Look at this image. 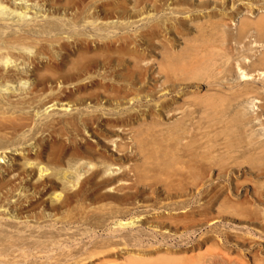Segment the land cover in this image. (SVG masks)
<instances>
[{
	"label": "rangeland",
	"instance_id": "rangeland-1",
	"mask_svg": "<svg viewBox=\"0 0 264 264\" xmlns=\"http://www.w3.org/2000/svg\"><path fill=\"white\" fill-rule=\"evenodd\" d=\"M9 1L10 2L8 4H4L5 6H7V8L0 9V28L2 29L1 31L4 34V37H13L29 33L33 40L29 41V43L24 46H20L21 48L19 47L22 53H24V58L17 59V56H9V58H12L10 63H8L7 65H3V62L7 61V59H4L5 61L2 60L3 62H0V68L3 69L5 74L9 73L10 75L13 74L14 76L12 79H10L11 81L6 82L0 80V105L3 106V108L1 109L3 113L0 114V116H4L13 122L21 124L18 131H16L14 134L10 133L8 130L0 132V176H5L7 180L11 179L15 186L11 190V187H8L7 189L0 191V220L4 224H13L21 230H26V233L24 232V235H29L31 233V229L37 236L39 231V228L37 227L38 224L36 223L35 219L29 217L30 213H24L23 216H18L17 211H14L20 206L17 205V201L23 204V206H28L30 204V197L34 193V190L29 191L30 189L25 187L26 182L32 181V183H37L39 180L42 181L50 178L58 180V182L60 183L59 188L61 189L64 186L72 188L73 185H70L71 183L68 182V180H71L75 183V188L73 187L72 190L74 191L80 188L78 186H81V184L86 181V178L90 177L91 173L94 171L100 172L102 176L109 175L111 177H118L124 171L128 173L129 171L127 169L130 168L132 164L137 165L138 163L142 164L143 162L140 152L137 150L136 146L133 147V145H135L133 137L137 134V131L142 132V130L145 129V126L151 129H148L150 133L148 131L147 133H145L144 131V133L146 134V140L154 142V146L157 142H160L165 138H169L170 136H172L171 139H174L175 137V139H178L176 131L174 130L176 128L174 127H177V125L179 124V121L182 118L181 115H184L182 113L183 111H181L180 114L178 113L180 110L168 112L166 110H162V107L160 106L168 101H170V103H174L175 101L182 103L183 92H188L191 96L202 95L208 97L210 98L209 100H211L209 102H214V104L217 105V108L215 109V105H213V103L210 104L213 107L206 106L207 110H210L207 111L206 108L205 110H203L205 111V113H203L205 115L203 117L202 114V118L204 120H201L203 130H201L200 132V136L202 138L200 136L199 138L203 141L202 144L205 145V147L202 146V160L204 159L202 163L204 169L207 172H210L211 175L209 177L210 180H208L206 183L205 190L207 192L211 191L212 187H216V191H218L220 188L224 189L225 194L222 198V202L223 200H226V197L232 195L233 199L235 197L238 198L242 203H244V205L247 206L249 204L248 206L253 208L254 211L251 208L248 209V207L243 206L242 208L245 212L237 213L235 209H231L227 204L223 205L222 208L221 202V204L218 203V205L210 208V210L207 212L208 216L206 217L204 223L206 226L204 225L203 227L199 226L194 229H189L190 231L188 230V233L185 230H181L179 231V233L175 232L174 230L171 231L172 235H174L172 237L175 240H181L179 238L183 235L186 236V238L191 237L195 240H201V238H204L208 234L211 228H214V230H216L218 233H211L209 235H215V237H218L220 233L225 234L226 232H229L228 234L234 238L248 237V239L246 238V240L248 242L250 241L249 244H252L251 246L255 245L254 248L256 250L254 248H252V250H255L254 252L263 254L262 256L264 257V153H262L264 151V74H262L264 73V65L252 66L251 68L248 67L263 56L264 41L256 40L257 38L254 30L248 33L241 43H238L236 41L231 42L233 54L229 57V64H226L227 67L225 66V68L222 69L223 73L221 75L218 74L217 77H213L212 71L208 75H204L205 80L198 79L196 80L197 83L194 82L193 85L188 84V86L190 87L182 86L175 89V91H169L163 86L162 82L164 79H161L162 81L159 80L160 76L158 74L157 62L161 59V52L168 50L164 49L157 41H155L157 54L153 52L155 50V46H147V50L146 47H144V49L137 48V51L135 50L137 54L130 53L129 55H127L119 53L117 54L113 52L112 58L115 59V64L112 65L114 67L112 65L105 67L100 66L94 69L92 72L83 75L79 79L77 78L70 81L63 79V77L64 75H67L75 69V65L80 58L78 59L77 55L69 57V59L71 60H67L66 71L64 73L56 70V64L62 61V58L66 55V52L61 50V44H70L74 47L76 45L75 41H77L78 38H82L87 39L90 42L91 46L95 47L99 42L101 43L107 40L112 42V40H115L114 43H112L114 46L112 49L114 51L116 47L124 43L125 36L131 35L134 37L130 39L132 47V45H134L135 42L139 40L138 38H135L136 35H138L141 30L152 24L153 22L151 20L155 19L161 21L164 25L165 31L167 30L169 25L175 24V20H184L189 23L188 25L190 27H193L194 24L190 22V16H192V13L186 12V7L183 6V8L180 7L176 9V6L172 5V1H169L170 3L168 2V4L162 8L160 13L153 11L150 6H148L150 9L146 6L145 14L140 17L139 15H137L138 11L141 8V6L139 5L140 0H124L125 2H123L122 0H87L86 5L88 2H91V4L87 5L86 9H84L85 11L82 19L78 21L77 26L75 25L76 28H70L71 25L74 26L73 24H71V22H73L71 21V19L73 18L74 14L80 12V10L78 9H65L62 5H60L58 7V10L56 11V9L53 8L50 3L56 2L57 0ZM104 1L113 5H115L114 2H119L121 5L119 9H122V11L126 10V14L122 16L121 14H112V12H105V10L108 11L109 8L108 5H105V7L108 9L103 7V4L105 3ZM147 1L148 3H150L154 0H144V2ZM225 1L227 6V11H225L227 13L235 15L236 8H240L242 12L241 16L248 17L252 21H256L259 15L264 12V10L262 9L264 6V0ZM3 3H5V1ZM127 3L129 4L125 6V4ZM195 3L197 5L200 4V0H195ZM210 4H212V6H210L209 8L210 10H206L207 12L203 11V13H201L200 9L198 8H196L194 12L195 17L200 18L198 22L205 23L202 29H204L205 32L211 31L212 33L217 34V36L219 37L222 31H228L231 34L236 35L239 24V17L236 16L234 22L227 20V24H225L226 22H223L221 18L213 19L210 21L209 18H204L205 15H207L210 11L214 13H220V11L222 10L219 1H211ZM136 5L139 6L136 7ZM102 9L104 10V12ZM52 24L58 26L55 31H51L49 29L44 30V27ZM95 27H97V29ZM98 27H101L102 29L99 30ZM197 34L198 33H196L195 30H192V37L196 36ZM204 35L206 36V34ZM165 36L170 37V33H168V31L166 34L165 32H163L161 39L163 40ZM175 37V34L171 35V38L175 39ZM59 38H61L60 42H58L57 40ZM38 39L40 40L41 44L39 43ZM176 41L178 42L175 43L174 48L170 47L167 43L168 46L166 47L169 48L171 52H177L185 47L182 38H176ZM117 43L118 45H116ZM158 44H160L161 47ZM117 55L118 57H116ZM139 55H141L140 58ZM143 55L146 56L144 60L141 59ZM117 58L123 61L121 62V65H116L117 61H119ZM70 64L73 67L70 66ZM136 65H143L142 67L145 66V68H150L149 73H151L156 80H153V78L151 77L147 78V85L153 87V85L155 86V83H158V86L153 87V89H147L146 84H139V87L137 86V88H140L142 86L145 87L147 91L141 94L140 97L139 95L135 96L134 100H131L132 97H130L129 95L126 96L124 93L120 94L119 97L118 94H116L117 97H115L116 95L112 92L101 93L97 89L83 90V92H81L80 94L76 93L75 91L76 85L87 86L90 79H98L102 82L113 84L115 86L119 85L120 87L125 86L124 88H126L127 86H129V81L125 79V74L127 76L130 73L129 70L135 69ZM241 67L244 70L247 69L245 71L252 74V77H250L251 79L243 80L241 74L238 71V69H240ZM229 69L231 70V72ZM202 80H204V82ZM219 87L222 89H219ZM246 88H255V93L249 97L239 96V91L243 92L246 90ZM73 92H75V95ZM149 92H152L153 94H150ZM231 92L236 95L239 94L237 95L239 97H237L236 95L234 96ZM213 93L215 96L212 95ZM257 94L260 96H258ZM211 95L212 97H210ZM226 96H228V98ZM229 97H231V99ZM219 99H221V102L223 99V102L221 103ZM65 104L70 105V110H68L66 106H63ZM174 106L177 107V104H174ZM193 107L194 106H192L190 110L194 111L195 108ZM218 109L219 111H216ZM185 110H189V108H186ZM156 111H158L159 113ZM189 113H192V111H189ZM159 115L160 118L158 117ZM130 116H133L132 118L134 119V121L137 120V122H133L135 123V127L132 125L130 127L126 126L125 128L124 126L121 128L120 125H115L117 124L115 123V121L121 120L123 118H129ZM93 117L95 119H98L93 125H86L83 123L82 119ZM198 117L200 116H198L197 113H193L190 121H192V123H198L200 121ZM141 118H146L147 121L144 119L142 120ZM72 121H76L77 125L75 126L73 125V123L70 124V122ZM173 123L174 127L172 125ZM141 124H143V126H141ZM160 124H162L163 126H161ZM138 125L141 127H139ZM110 127L112 129L114 127V129L112 130ZM163 131L165 132L161 134ZM148 137H151V140H149ZM54 142H56V144L53 145L52 150L54 153H56V150L58 149V156L46 155L44 158H39L37 156L39 151H41L43 147H45L48 143L51 144ZM60 143L66 145L67 148L65 151L68 150L62 156L60 155L62 147ZM124 143L125 146L123 145ZM226 143H230V145ZM119 146H122V149H119ZM71 147L73 148L74 153H76L78 149L77 147H81L79 151L82 150V152L74 156ZM260 149H262V152ZM259 150L260 152H257ZM165 151L167 152V150ZM104 155L107 156L106 159V156ZM112 158L114 162H112ZM103 160H108L109 163L104 164L102 162ZM216 165L219 167H217ZM41 169L44 170L43 174L46 172L44 176L40 171ZM109 169L111 170L110 172ZM69 171H72L75 174L73 173L74 176H69V179L65 180L63 178V174ZM219 174H223L225 177H221L220 179H218ZM146 176L144 177L146 178L144 180L146 182V180L148 179V181L146 183L144 182L138 185L139 189L145 192L144 194L146 195H144V197H139L138 199L133 201V206L128 207H137L138 209H136V211L134 210L131 214L129 213L124 216L118 215V217H116L117 220L120 219L134 221L138 219V221H136L135 227L137 226V228L141 230L144 228L145 233H148L150 235L152 234V232L150 231L151 228H149V225L143 226V220H145L146 218H153L154 214H152V212L154 213L155 211L157 212L160 210L161 212H166L167 210V212L170 211L172 213L179 214V212H188L190 211V209L195 208L199 205L198 201L201 197L198 196L197 192L195 193V195H190L183 198H174L171 200L166 199L165 195L161 196V194H163L164 188H162L161 182L159 183V178H155V176L153 177L151 174H149V176ZM147 183H149L150 185ZM61 185L63 187H61ZM143 188H145V190ZM154 188H156L157 190L155 191V194L153 196V194L150 193L152 192L151 189ZM70 191L71 190L67 192ZM156 192L158 193V196L156 195ZM65 193L66 192H64L63 194ZM172 193L176 194L175 191H173ZM118 194H121V192H118ZM259 195L261 196V198ZM240 196L242 197V199ZM37 197L39 198L40 195H37L35 198H33V200H38ZM46 197L44 198L49 203L54 200L53 194H48V196ZM28 198L29 200L26 201V199ZM186 200H190V202L183 204V202ZM207 200L208 197L202 201V203H205L206 207L208 206L206 203ZM109 202H111V204L114 206H120L119 203L106 201L105 203H94L92 204V207L100 206L101 204H107ZM152 205H154L155 207H151ZM121 206L124 207L123 205ZM187 208L189 210H187ZM220 208L224 211V221L222 220V218H217L219 216L217 211ZM249 211H252L253 213ZM234 212L236 213L234 214ZM46 215L47 222L43 224L46 226L43 230H50L49 224L51 223V220H53V218L50 217L48 213H46ZM257 215L258 218H256ZM143 217L144 219H142ZM113 222L115 223L116 219L115 221H113V219L110 218L109 221H107V229L106 227L105 229L97 228L96 232L92 230L93 228L91 229V231H88L87 228L91 227H85L78 223H76L77 225L74 224L66 226V229L62 231L63 235L61 239H68L69 236L73 233L82 234L87 232L86 235H76L75 237L70 239L71 243H74V241L78 239L76 243L79 242L81 244H87L92 239L91 236H94L93 233L97 236H107V234L109 233V228H113V226L115 227V224ZM27 225L30 226V229L26 227ZM58 227L62 228V225L59 224ZM11 230L12 229H10V231ZM125 231H128V229L126 228ZM221 238L222 237H220V239ZM217 239L219 241L220 239L216 238V246L219 248L222 245L221 242H223V238L220 242ZM216 246H213L212 244L209 245V247L212 249H216ZM227 246L232 247L231 245ZM209 247H204L201 252H206ZM121 248L124 247L122 246ZM123 252H125V250H123ZM231 252L233 256L242 255L246 252V254L251 257L249 245L238 249L235 247L233 250H231ZM262 256L260 255L259 263H264V258ZM254 263L255 262L250 261V264Z\"/></svg>",
	"mask_w": 264,
	"mask_h": 264
},
{
	"label": "bare ground",
	"instance_id": "bare-ground-1",
	"mask_svg": "<svg viewBox=\"0 0 264 264\" xmlns=\"http://www.w3.org/2000/svg\"><path fill=\"white\" fill-rule=\"evenodd\" d=\"M2 1L3 2L5 1V3H3ZM86 1L87 0H57L56 2H52L50 4H51V6H53V8L56 9V11L58 10V7L60 5H62L65 9L72 8V9L80 10V12H77L76 14H74L73 18L71 19V21H73V22H71V24H73L74 26L71 25L70 28H74L75 25L77 26L78 21L82 19V16H83L84 11H85L84 9H86V6L91 4V2H88L86 5ZM122 1L125 2L124 0H122ZM169 1H172V3H173L172 5L176 6L175 7L176 9L183 6V7H186L185 8L186 12L192 13V16H190L191 17L190 22H192V24H194L193 27H190L188 25L189 23H187L184 20H179V21L175 20V24L169 25L167 30L165 31L163 23L161 21L153 19V20H151L153 22L152 24L147 26L145 29L141 30L140 33L138 35H136L135 38H138L139 40H137L135 42V44L132 45V47H131L130 39H132L134 37L131 35H127L125 37L122 36L125 39L124 43L121 44L120 46L116 47L114 51L112 49L114 47L112 43H114L115 40H112V42L108 41V40L103 41L101 43L99 42L95 47H92L90 42L87 39L78 38L77 41H75L76 45L74 47L71 46L70 44H64V43L61 44V48H62L61 50L65 51L66 55L62 58V61H60L56 64L55 69L61 73H64L66 71L67 60L69 59V57L77 55L78 59L79 58L80 59H79V61L77 60L78 62L75 65V69L73 71H71L70 73H68L67 75H64V77H63V79H65V80L72 81L73 79H77V78L79 79L83 75L92 72L94 69H96L100 66L105 67V66L115 64V62H114L115 59L112 58L113 52L117 53V54L119 53V54L129 55L130 53L131 54L136 53L135 50L137 51V48H143L144 49V47H146V50H147L148 47L155 46L154 47L155 50L153 52H155V54H157V52H156L157 47L155 45V41H157L161 44V46L164 49L168 50V51H164V52L162 51L161 52V54H162L161 59L158 60V62L156 61L157 65H158V74L160 76L159 80L164 79L162 83H163V86L167 90H169V91L174 90L175 91V89H177L178 87H182V86L185 87V86H188V84L193 85L194 82L197 83L196 80H198V79H204L205 80L204 75H206V74L208 75L212 71H213L212 72L213 77H217L218 74L221 75L223 73L222 69L225 68V66L227 67L226 64L229 61V57L232 56V54H233V48L231 47L232 41H236L238 43H241L245 39L247 34L250 33L252 30H254V32L256 33V38H257L256 40L257 41H264V12L261 15H259V17L256 21H252L248 17L241 16L242 12H241L240 8H236L235 15L234 14L231 15V14L226 12L227 6H226L225 0H200V4H198V5L195 3V0H154V1H151L150 3H148V1L144 2V0H140L139 5L141 6V8L138 11L137 15H139L140 17L142 15H144L146 6L147 7L150 6L153 11L160 13L162 8L165 7ZM211 1H215V2L219 1L220 7H222V10L220 11V13H214V12L210 11L207 15H205L204 18H209L210 21L213 19H220L221 18L222 21L226 22L225 24H227V20L234 22L236 16H238L239 17V24H238L236 35H233V34L229 33L228 31H222L221 35L219 37V36H217V34L212 33L211 31H208L209 32L208 33L207 31L205 32V30L202 29V27L204 26L205 23L202 21H201L202 23L198 22L200 20V18L195 17L194 12H195L196 8L200 9L201 13H203V11L210 10L209 8H210V6H212V4H210ZM9 2H10L9 0H0V9L7 8V6H5L4 4H6V3L8 4ZM114 4L115 5L105 2L103 4V7H105V5L106 6L108 5V8H109V10L108 11L105 10V12H108V13L112 12V14H121L122 16H124V14H126L125 13L126 10L122 11V9H119L121 7L119 2H117V3L114 2ZM128 4L129 3L125 4V6H127ZM138 6L136 5V7H138ZM105 8H103V9H105ZM108 8H106V9H108ZM262 9L264 10V6ZM251 10H252V8H251ZM96 11H97V9H96ZM103 12H104V10H103ZM98 15H100V14H98ZM193 16H194V18H193ZM129 19H130V17H129ZM57 28H58L57 25L52 24V25H48L47 27H44V30L49 29L51 31H55V29H57ZM95 28L97 29V27H95ZM98 28H99V30L102 29L101 27H98ZM1 30L2 29L0 28V62H3V61H5L4 59H7V61L3 62V65H7L8 63L11 62V59H12V58H9V56H11V57L17 56V59L24 58L25 56H24V53H22L20 46H24V45L28 44L29 41L33 40L32 37L30 36V34L25 33V34H21L19 36L4 37V34L2 33ZM192 30H195L196 33H198L196 35L197 37L191 36ZM167 31H168V33H170V37L165 36V38L162 40L161 38H162L163 32H165V34H166ZM217 32H218V30H217ZM173 34H175V36H176L175 39L171 38V35H173ZM204 34H206V36ZM176 38H182L185 47H183V49H181L177 52H171V50H169V48L166 47V46H168L167 43L169 44L170 47L174 48L175 43L178 42V41H176ZM60 39L61 38L57 39L58 42H60ZM30 43H32V42H30ZM39 43H40V40H39ZM148 44H152V45H148ZM160 44H158V45L160 46ZM116 45H118V43ZM176 50H177V48H176ZM16 51H18V52H16ZM140 56L141 55H139V58H140ZM116 57H118V55ZM145 57L146 56L143 55L141 59L144 60ZM225 58H227V59H225ZM69 60H71V59H69ZM121 62H123V61H121V60L117 61L116 65L117 66L121 65ZM256 62L252 63L251 65L248 64L249 65L248 67L251 68L252 66L264 65V54ZM73 63H74V61H73ZM237 65H238V63H237ZM70 66H72V65L70 64ZM142 66L136 65L135 69L129 70L130 75L128 74L126 76V74H125V79L127 81H129V86H127L126 88H124L125 86L120 87L119 85L115 86L113 84L102 82V81H99L98 79H90L87 86L76 85L75 91H76V93L80 94L81 92H83V90L97 89L101 93H108V92L111 93L112 92L115 95L118 94V97L120 96V94L124 93L126 96L129 95L130 97H132L131 100H134L135 96L139 95V97H140V95L143 94L144 92H146L147 89H153V87L158 86L157 85L158 83H155V86L153 85V87L147 85L148 84L147 78L151 77V78H153V80H156V79H154L152 74L149 73L150 68H145V66L144 67H142ZM230 66H232V65H230ZM124 67H127V66H124ZM110 68H112V67H110ZM214 68H215V70H214ZM230 69H231V67H230ZM245 70H247V69H245ZM245 70L242 67L240 69H238L243 80L251 79L250 77H252V74H250L249 72H246ZM115 71H117V70H115ZM230 72H231V70H230ZM260 73H261V71H260ZM262 74H264V73H262ZM13 77H14L13 74L12 75H10L9 73L5 74L3 69L0 68V80L7 82V81H11L10 79H12ZM204 80H202V81L204 82ZM207 82H208V80H207ZM0 83H1V81H0ZM78 84H81V83H78ZM139 84H142V85L146 84L147 89L145 87H142V86L140 88H137V86ZM210 84H211V82H210ZM188 87H190V86H188ZM248 88H246L245 91L241 90L243 92H240L238 90L240 95L239 94H237V95L243 96V97L244 96L249 97V96L253 95L255 93V91H254L255 88H253V89H251V88L248 89ZM219 89H222V88L219 87ZM226 89H228V88H226ZM94 91H96V90H94ZM73 93L75 95V92H73ZM149 93L153 94L152 92H149ZM234 93H235V91H234ZM212 95L215 96L214 93ZM212 95L210 97H212ZM233 95L235 96L236 94H233ZM148 96H149V94H148ZM218 96H220V95H218ZM239 96H237V97H239ZM258 96H260V95H258ZM115 97H117V95ZM222 97H225V96H222ZM226 97L228 98V96H226ZM231 97H229V98L231 99ZM182 98H183L182 103H180L178 101H175L174 103H170V101H168V102L163 103L160 106V107H162L161 108L162 110H166L168 112L180 110L178 112L180 114V112L183 111L182 113L184 115H181L182 118L180 119L179 124L177 121V124H178L177 127H174V123L172 124L173 127L176 128L174 130L176 131L178 139H175L176 137L174 139H171L172 136H170L169 138H165L164 140L157 142L154 146L153 145L154 142H150V141L146 140L147 138H146L145 133H147V131L149 129L148 127L145 126V129L142 130V132L137 131V134L136 135L134 134L135 136L133 137V140L135 142V145H133V147L136 146L137 150L140 152V155L142 157L143 162H142V164L138 163L140 165L132 164V166H130V168L127 169L129 171L128 173L124 171L118 177H111L109 175L102 176L100 174V172L94 171L91 173L90 177L86 178V181H84L81 184V186L80 185L78 186L80 188L77 187L78 189H76L74 191H72L73 187L75 188L74 181L72 182L71 180H68L69 176H74L73 175L74 172H72V171H69V172L63 174V178L65 180H68V182L71 183L70 185H73L72 188L66 187V186L63 187L61 185V187H63V188L60 189L59 188L60 183L58 182V180H54V179H50V178L42 180V181L39 180L37 183H32V181L26 182L25 187L29 188L30 189L29 191L34 190V193L30 197V204L28 206L27 205L23 206V204H21L19 201H17V205H20V206L18 207L16 205L18 208H16V209L14 208L15 209L14 211H17L18 216H20V215L23 216L24 213H30L29 217L35 219L36 223L38 224V226H37L39 228L38 235L36 236L34 234L35 232L29 228L30 227L29 225H27L26 227H28L30 229L31 233L29 235H24V232L26 233V230H21L20 228H18L16 225H13V224H11V225L8 223L4 224L0 220V264H250V261L258 263V264H264V263H259L260 255L262 256L263 254H260L258 252H254L256 250L254 248L255 245L251 246L252 244H249L250 241L248 242L246 240V238L248 239V237H246V238H238V237L234 238L228 234L229 232L228 233L226 232L225 234L220 233L218 237H215V235H209L211 233H213V234L218 233L216 230H214V228H211V230L208 232V234L204 238H201V240H195V239H192L191 237L186 238V236H183V235L181 237L179 236L180 237L179 239H181V240H178V239L175 240L172 237L174 235H172L171 231H174V230H175V232L179 233V231H181V230H185L187 232L189 229H192V228L194 229V228H197L199 226L203 227L205 225L204 224L205 219L208 216L207 212L210 210V208L214 207L215 205H218V203L221 204L222 198L224 197V194H225V190L221 189V188L218 191H216V187L215 188L212 187V190L208 191V192L205 190L206 183L208 180H210L209 177L211 175H210V172H207L203 167L202 162L204 159L202 160V150H203L202 146L205 147V145L202 144L203 141L199 138L200 132H201V130H203L202 124H201V120H204L202 118V114L205 113V111H203V110H205L206 106L213 107L212 105H210L212 103H213V105H215L214 109L217 108V105L214 104V102H209L211 100H209L210 98H208V97H205L202 95H198V96L192 95L191 96L188 92L187 93L183 92ZM219 100L221 102V99H219ZM238 101H239V98H238ZM222 102H223V99H222ZM69 104H65L63 106H66L67 109L70 110ZM174 104H177V107L174 106ZM173 106L176 108H174ZM192 106H194L193 108H195L194 111L190 110V108H192ZM2 108H3V106L0 105V114L3 113V111H1ZM186 108H189V110H185ZM219 109L216 111H219ZM206 110H207V108H206ZM209 110H207V111H209ZM225 110H226V108H225ZM189 111H192V113H189ZM156 112H158V111H156ZM154 113H155V111H154ZM193 113H197L198 116H200V117H198L200 120L198 123H192V121H190V118H191ZM216 114H218V113H216ZM204 115L205 114H203V117H204ZM132 117L133 116H130L129 118H123L121 120H117V121H115V123H117L115 125H120L121 128L124 126H125V128H126V126L130 127L132 125L135 127V125H134L135 123H133V122H135V121L137 122V120L134 121V119ZM158 117L160 118V115ZM205 119H206V116H205ZM21 120H22V118H21ZM23 120H24V118H23ZM82 120H83V123L86 125H93L95 123V121L98 119L97 118L95 119L93 117V118H87V119H82ZM144 120H146V118ZM72 123L75 126L77 125L76 121L70 122V124H72ZM138 123H139V121H138ZM147 125H150V124H147ZM160 125L163 126L162 124H160ZM20 126H21L20 123L13 122L4 116H0V132L8 130L10 133L14 134L16 131H18ZM141 126H143V124H141ZM141 126H139V127H141ZM28 127H29V125H28ZM113 129H114V127H113ZM149 130H151V129H149ZM144 131H145V133H144ZM148 132L150 133V131H148ZM164 132L165 131H163L162 133L161 132H159V133L163 134ZM151 137L150 138L148 137V139L151 140ZM54 144H56V142L51 143V144L48 143L43 148L41 146L42 150L39 151L37 156L39 158H44L46 155L58 156V154H59L58 149L56 150L57 151L56 153H54L52 150ZM60 144L62 146L61 151H60V155L62 156L68 150L65 151L67 148L65 144H63V143H60ZM226 144L230 145V143H226ZM123 145L125 146V143ZM156 145H158V146H156ZM126 147H128V146H126ZM77 148L78 149H77L76 153H74V150L71 147V149L74 153V156L78 155L80 152H82V150L79 151L81 149V147H77ZM119 149H122V146H119ZM165 150H167V152ZM260 150L262 152V149H260ZM260 150L257 152H260ZM262 153H264V151ZM106 155H104V156H106ZM106 158H107V156L105 157V159ZM263 158H264V156H263ZM125 159H126V157H125ZM249 161H251V160H249ZM102 162L104 164L109 163L108 160H103ZM112 162H114L113 158H112ZM94 166H96V165H94ZM127 167H129V166H127ZM217 167H219V166H217ZM110 169H109V172L111 171ZM40 171L43 174L44 170L41 169ZM225 173H224V175H225ZM44 174H43V176H44ZM149 174H151L153 177L155 176V178L156 177L159 178V183L161 182L162 188H164L163 194H161V196L165 195L166 196L165 198L168 200H171L174 198H181V197L183 198V197H187L190 195H195L196 192L198 193V196L201 197L198 201L199 205L197 207L194 206L195 208L190 209V211H188V212H183V213L179 212V214L178 213L175 214V213H172L170 211L167 212V210H166V212H161V210H160L157 212L155 211L154 213L152 212V214H154V215H153V218H151V219L145 217L146 219L143 220L144 221L143 226L149 225V228H151L150 231L152 232V234H150V235L148 233L147 234L145 233L144 228L142 229L143 230L142 231L141 229H138L137 226L135 227L136 221H138V219H136L134 221H129V220H120V219L117 220V218H116V217H118V215L124 216V215L129 214V213L131 214L134 210L136 211V209H138L137 207H134V208H128V207L134 205L133 201H135L136 199H138L141 196L144 197V195H146V194H144L145 192H143L139 189L138 185L141 183H144L145 182L144 179H146L144 177L146 175L149 176ZM224 175L219 174L218 179H220L221 177H225ZM148 179L146 180V182L148 181ZM129 181H133V182H129ZM151 183H153V182H151ZM237 183H240V182H237ZM147 184H149V183H147ZM237 185H242V184H237ZM8 187H11L10 190L15 187L13 181L11 179L7 180V178L5 176H0V191L7 189ZM143 189L145 190V188H143ZM69 190H71V191L67 192ZM151 190H152V192L150 194H153V196H154L155 191L157 189L154 188ZM173 191H175L176 194H173L172 193ZM64 192H66V193L63 194ZM118 192H121V194H118ZM48 194H53V196H54V200L51 201V203H49L46 200L47 199L46 196H48ZM157 194L158 193L156 192V195ZM206 194H208L209 196ZM37 195H40V197L39 198L37 197L38 200L35 199L36 201H34L33 198H35ZM44 197H46V199ZM207 197H208V200L206 201V203L208 206L206 207L205 203H202V201L204 199H206ZM260 198H261V196H260ZM234 199H235V201H234ZM234 199H233L232 195H229L228 197H226V200H223L221 207L223 208V205L227 204L231 209L232 208L235 209L237 211V213L238 212L244 213L245 211L243 210L242 207L246 206V205H244V203H242L238 198L235 197ZM241 199H242V197H241ZM27 200H29V198L26 199V201ZM106 201H112V202L119 203L120 206L119 205L114 206L111 204V202H109L107 204H101L100 206L92 207V204H94V203L99 204V203H105ZM187 202H190V200L184 201L183 204H185ZM121 205H123L124 207H122ZM147 205H149V204H147ZM248 205L246 207H248V209L251 208ZM257 205H259V204H257ZM155 206H156V203H155ZM155 206L152 205L151 207L154 208ZM151 207H149V208H151ZM188 208H187V210H189ZM251 209L253 210V208H251ZM181 211H183V210H181ZM249 212H252V211H249ZM46 213H48L50 215V217L53 218V220H51V223L49 224L50 230H43L44 227H46L43 224L45 222H47ZM217 213L219 215L217 218H222V220L224 221V219H225V215H223L224 211L220 208L217 211ZM235 213L236 212H234V214ZM238 217H240V216H238ZM110 218H112L113 221H115V219H116V222L115 223L113 222L115 224V227L113 226V228H111L109 226L110 228H109V233L107 234V236H104V237L97 236L93 233L94 236L90 235L92 237V239L87 244L86 243L81 244L79 242L76 243V241L78 239H76L74 241V243H71V241H70V239H72L76 235H86L87 232L82 233V234L73 233L72 235L69 236L68 239H61L62 235H63L62 231L64 229H66L65 228L66 226H70V225H74V224L78 223V224H81L82 226H85V227L86 226L91 227V228H87L88 231H91V229L93 228L92 230L94 232H96L97 228L98 229L99 228L105 229V227H106V229H107V225H108L107 221H109ZM256 218H258V215ZM142 219H144V217ZM2 220H4V219H2ZM208 220H209V218H208ZM212 223H214V222H212ZM59 224L62 225V228L58 227ZM23 225H24V223H23ZM143 226H141V227H143ZM4 227H6V228H4ZM9 228L12 230L10 231ZM126 228L128 229V231H125ZM230 233H232V232H230ZM91 234H92V232H91ZM176 236H175V238H176ZM220 237L223 238V239L221 238L223 242H221L222 245L218 248L216 246V244H217L216 238L220 239ZM88 239H89V237H88ZM221 239H220V241H221ZM210 244H212L213 246H216L217 250L214 248L213 249L210 248L209 247ZM227 245H231L232 247H228ZM248 245H249L251 257L249 255H247L246 252H245V254H242V255H238V256L234 255L233 256L231 250H233L235 247L238 249V248L246 247ZM122 246L124 248H121ZM204 247H206V248L209 247L210 249L209 248H208V250L205 249L206 252L203 251L204 253H202L201 250ZM252 248H254L255 250H252ZM123 250H125V252H123Z\"/></svg>",
	"mask_w": 264,
	"mask_h": 264
}]
</instances>
